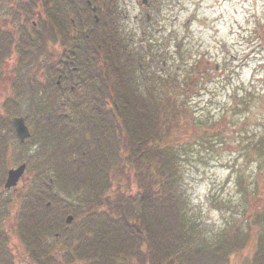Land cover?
Segmentation results:
<instances>
[{
	"label": "rangeland",
	"instance_id": "obj_1",
	"mask_svg": "<svg viewBox=\"0 0 264 264\" xmlns=\"http://www.w3.org/2000/svg\"><path fill=\"white\" fill-rule=\"evenodd\" d=\"M117 8L122 34L126 39H133V46L145 42L147 49L153 54L151 65L148 64L150 62H144L146 67L142 66V69L145 72L140 74L139 81L153 88H162L161 83L166 81L174 80L176 86H183L192 79L195 86L188 94L185 95L182 90L174 97L175 104L178 103L177 112L180 111L182 115L178 117V122H171V131L159 144L176 149L181 147L177 153L180 157L179 196H182L179 202L188 212L187 215L200 225L198 242L208 243L212 232L216 238L227 229L241 232V242L236 240L238 247L226 250L227 264H258L262 254L257 242L259 235L264 234V176L253 171L252 164L240 171L246 179L244 189L236 188L232 170H237L241 164L238 159L241 138L232 139L229 136L234 134L230 133L234 124L229 123L247 120L251 124L250 129L258 127L260 130L261 121L264 122V0H153L148 9L140 6V0H118ZM145 14L150 15L148 24H144ZM3 18L6 16L0 11V27L11 31L9 34L12 42L1 48L0 57L4 60L0 62V71L6 77L12 72L24 73L25 84H22L18 92L5 93L3 89L0 90V136L7 138L6 145L9 146L8 153H4L0 163V190L6 177L1 174L3 168L26 164L27 172L25 171L15 195L5 197L2 194L0 198V250L5 249L9 255L7 248H10V252L16 254V264H36L32 251L41 254L40 258L46 261L52 256L51 259L58 261V264H78L69 259L64 262L62 254L73 251L71 244L78 241L75 237L76 226L83 221V216L78 215L67 227L64 225V219L72 215L66 206L75 201L76 193L65 191L62 180L56 178V174L58 169L72 166L71 161L67 166L62 165V152L73 134L81 131L79 126L85 130L88 128L87 114L85 119L79 118L80 125L76 130L77 125L73 124L78 121L75 118L78 110H68L70 106L66 102L62 103L66 105L61 102L55 105L53 102L56 95L48 87L53 84L50 82L51 77L55 79L56 74H51V71L49 73L47 62L51 61L52 56L56 57L54 47L45 48L41 43H36L37 47H21L20 42L29 37L32 19L24 17L27 20L20 22L24 28L20 26L19 32L6 22L3 23ZM67 19H74V16L70 13ZM35 21L41 24V20ZM41 34H45L43 29ZM25 50L32 52L28 54ZM31 74L34 75L33 80L29 81ZM145 74H151L148 82L141 78ZM101 83L103 81L94 80L88 91L92 95L97 94ZM171 89L168 85V88H162V92L174 91ZM32 98H39L37 101L46 106V112L47 105H50L51 110L53 109L51 114L48 112L50 119L48 114L44 115L41 111L40 117L38 110L33 118L34 113H31L32 109L28 106ZM70 99L73 103L74 98ZM79 100L82 101V98ZM86 101V105L77 103L79 111L83 113L84 108L92 114L95 102L92 97H86ZM6 103H10V106L5 108ZM235 105L240 107L236 108ZM245 111H249L247 116ZM187 112L189 116L186 115ZM63 113L75 118L74 122L61 119L60 115ZM56 116L58 119H55ZM14 117L24 118L26 126L31 130L32 139L26 146L17 143L9 125L2 124ZM46 120L49 121L48 124L45 123ZM211 123H215L214 132L220 133L221 140H225L224 146L211 145L213 138L208 135V125ZM97 125L99 124H94L93 129ZM237 129L239 132L241 127L237 126ZM119 138L124 140L123 135H118L117 139ZM106 141L102 140V144L108 145ZM124 144L125 141L122 145ZM183 145L185 148H182ZM109 152L107 156L110 163H114L117 154L110 155ZM250 157L254 155L251 153ZM92 160L86 162L91 165ZM234 164L235 167L232 166ZM252 178H256L258 188L252 186ZM106 183L109 187L108 195H112L114 199L118 197V193L133 195L135 192L134 187L129 190L125 178L114 169ZM252 190L255 193L253 199L250 197ZM249 194L247 198L246 195ZM28 196L32 197L31 200H26ZM35 196L38 204L34 206L32 200H35ZM44 196L47 198L40 199ZM8 200L12 201L9 205ZM47 202L50 203L51 214L43 211L39 213L40 223L45 224L43 230L33 231L34 235L40 237L37 238L40 242L36 246L29 243V237H23L22 232L15 234L12 222L16 220L14 230L21 228L24 218L33 216V206L36 210L38 207L44 210L43 206ZM53 238L55 243L52 242ZM0 257V264H7V255Z\"/></svg>",
	"mask_w": 264,
	"mask_h": 264
},
{
	"label": "trees",
	"instance_id": "obj_2",
	"mask_svg": "<svg viewBox=\"0 0 264 264\" xmlns=\"http://www.w3.org/2000/svg\"><path fill=\"white\" fill-rule=\"evenodd\" d=\"M117 2L118 0H97L98 22H95L85 0H67V17L71 13L79 29L91 30L81 34L84 42L82 46L69 47L70 60L72 56L73 58L68 65L74 69H68L69 73L64 81L67 82L69 77L67 84L72 85L73 89L67 87L65 91H61L66 87L63 82V88H56L53 92L56 95L53 101L55 105L66 102L70 106L68 110H78L75 117L78 121L73 124L77 125L76 130L80 125L79 118L85 119V114L88 122L86 130L79 126V134H73V138L64 144L62 165L71 161L74 168L66 165L67 167L58 169L56 174V178L62 180L65 191L76 193L75 201L66 206L69 212L75 219L78 215L83 216V221L76 226L75 237L78 241L71 244L73 251L62 254V259L64 262L69 259L78 264H227L226 250L238 247L236 240L241 242V232L227 229L218 238L212 232L208 243L198 242L200 225L187 215L188 212L179 202L182 196H179L180 157L177 153L181 147L176 149L159 144L171 131V122H178V117L182 115L180 111L177 112L178 103L175 104L174 97L178 91L183 90L186 95L195 89L193 81L190 79L183 86H176L174 80L161 83L162 88L170 85L174 89L175 92L171 89L172 92L169 93L162 92L165 89L162 90L161 86L153 88L139 81L140 74L145 72L142 69L144 62H150L148 64L151 65L153 54L149 49L142 51L133 46V39H126L122 34ZM56 16L60 18V13ZM150 76L151 74H145L141 78L148 82ZM96 79L103 81V84L97 89L98 93L92 95L88 89ZM189 81L191 82L188 83ZM259 94L263 97V94ZM260 95L258 96L261 97ZM80 97L83 102L79 100ZM86 97H92L95 102L92 114L83 107L82 113L77 106L79 102L80 105H86ZM70 98H74L73 103ZM47 106L51 114L53 109L49 104ZM234 107L239 108L240 105ZM37 109L40 117L44 113L50 119L46 106L41 104ZM246 113L249 111L244 112L247 116ZM224 114L227 117L226 112ZM186 115L189 116V112ZM60 117L70 122L75 120L68 113H63ZM45 123L48 124L49 121L46 120ZM97 123L99 125L93 129V125ZM213 124L215 123L208 125V135L213 138L211 145L224 146L225 140H221L220 133L214 132L216 126ZM229 124H234L230 129V133L234 134L229 136L232 139L241 138L238 158L241 164L237 170L233 168L232 172L236 188L244 189L246 179L240 173L241 169H247L253 164V171L264 176V122L261 121L260 130L258 127L250 129L251 124L247 120ZM237 126L241 127L239 132ZM117 134L123 135L124 140L117 139ZM102 140H107L108 145L102 144ZM124 141L125 144L122 145ZM121 148H124L123 152ZM108 152L110 155L117 154L114 163H110ZM251 153L254 157H250ZM91 159L93 164L89 165L86 161ZM232 166L235 167V164ZM113 169L125 178L129 190L135 188L133 195L118 193L116 199L108 195L106 179ZM255 179H251L252 186L258 188L259 183L255 184ZM262 184L264 186V180ZM246 196L248 198L250 194ZM250 197H255L254 190ZM31 198L28 196L27 200ZM35 200H32L34 206L38 204L36 196ZM34 206H31L33 216L24 218L20 228L22 236L29 237V243L35 242L39 237L33 234L34 230L44 229L45 222L39 221L40 211L51 214V207L46 204L43 206L46 211L40 210V207L36 210ZM52 241L56 242L54 238ZM257 244L262 254L258 264H264V234L259 235ZM40 255H32L37 264H58V261L51 259L52 256L46 261Z\"/></svg>",
	"mask_w": 264,
	"mask_h": 264
},
{
	"label": "flooded vegetation",
	"instance_id": "obj_3",
	"mask_svg": "<svg viewBox=\"0 0 264 264\" xmlns=\"http://www.w3.org/2000/svg\"><path fill=\"white\" fill-rule=\"evenodd\" d=\"M150 3L151 1L148 2V6L146 7L147 9L150 6ZM0 11H3L4 16H6L5 19L4 18L2 19L3 23L6 22V24L11 25L12 27L16 28L19 32H20V26H21L20 22L26 21L27 19H32L31 21L32 29L30 31V34L28 35L29 37L27 36L28 37L27 39H24V41L20 42V45L22 48L24 47L32 48V47H37L38 44L36 45V43H41L42 47H45V48L49 46L54 47L56 57L54 56L53 58L52 56L51 62H47V63L49 65L51 64V67L53 68L54 72L57 73L56 74L57 81L55 82V85H54L55 88H63L62 85H63V82H65L64 79L67 76L68 63H67L66 58H68V56H65V57L62 56L63 55L62 48H65L68 45H71V47L82 46V44L84 43L82 39V35H81L84 31L82 29H79V26L75 24H71L70 26H71V29L73 30H69L70 27L66 23L67 22L66 13H68L67 0H0ZM57 13H60V18H57L56 16ZM24 17H26L27 19H25ZM35 19L44 20L46 22L45 28L48 34L46 40H41L39 38V35L36 34L38 27L42 25L40 23H37ZM9 32L11 31L5 30L4 27H0V51H1V48H4L6 44L9 45L12 42V37L10 36ZM25 51H28L29 52L28 54L32 52L30 50H25ZM3 60L4 59L0 57V62ZM53 60L57 61V63H53ZM0 76H1L0 90L3 89L5 93L18 92L20 89L19 86L21 85V83L25 84V81H24L25 79L23 78L24 73L22 74V73L12 72L11 75H8L6 77L2 75V71H0ZM33 76L34 75L32 74L29 76L30 81L33 80ZM68 79L66 82V86L68 85L67 84ZM70 88L73 89V86H70ZM66 89L67 88L65 87L61 91H65ZM9 106H10V103H6L5 108ZM32 111L34 113L33 114V117H34L35 110L32 109ZM2 124L3 126L9 125L10 132H12L13 138L18 141L17 143L21 144L22 146H26L29 143L30 138L32 136L30 128H29L30 136L24 142H21L20 139L16 136L15 131L13 129L12 119L7 120L3 122ZM6 139L7 138H5L4 136H0V159H1L0 163L2 161L4 153L5 152L6 154L8 153L9 146L6 145L8 144ZM19 166L20 165L11 166L9 168L5 167V169L3 168V171L1 172V174L3 173L2 175L5 176L8 174V172L18 168ZM21 180L22 178L19 180L16 186L12 188L4 189L2 187L0 190V198L2 194H4L5 197H10V196L15 195L19 191V187H20L19 183ZM5 181L6 180H4V184H5ZM11 202L12 201L8 200L7 204L9 205V203ZM15 215H18V212H15ZM12 224H13L12 228L14 231L15 229L14 225H16L15 219L12 222Z\"/></svg>",
	"mask_w": 264,
	"mask_h": 264
},
{
	"label": "water",
	"instance_id": "obj_4",
	"mask_svg": "<svg viewBox=\"0 0 264 264\" xmlns=\"http://www.w3.org/2000/svg\"><path fill=\"white\" fill-rule=\"evenodd\" d=\"M145 3V1H143ZM93 12H95V9H92ZM13 127L15 129L16 135L20 138L21 141H24L29 136L27 127L24 125V120L22 118H14L12 120ZM24 170V166H21L16 171H10L8 173V178L6 181L5 188H10L12 186H15L19 178L21 177ZM72 221V217L69 216L66 218L65 223L69 224Z\"/></svg>",
	"mask_w": 264,
	"mask_h": 264
}]
</instances>
